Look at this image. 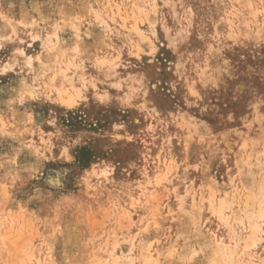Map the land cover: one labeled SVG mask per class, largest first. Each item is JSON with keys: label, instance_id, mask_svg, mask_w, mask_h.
<instances>
[{"label": "rangeland", "instance_id": "rangeland-1", "mask_svg": "<svg viewBox=\"0 0 264 264\" xmlns=\"http://www.w3.org/2000/svg\"><path fill=\"white\" fill-rule=\"evenodd\" d=\"M145 252L264 264V0H0V264Z\"/></svg>", "mask_w": 264, "mask_h": 264}, {"label": "bare ground", "instance_id": "bare-ground-1", "mask_svg": "<svg viewBox=\"0 0 264 264\" xmlns=\"http://www.w3.org/2000/svg\"><path fill=\"white\" fill-rule=\"evenodd\" d=\"M30 57V56H29ZM34 59V58H33ZM37 60V59H36ZM61 97V96H60ZM62 98V97H61ZM64 98V97H63ZM63 103L68 106V107H71L74 103V100L72 97H68L67 99L63 100ZM256 220V218H255ZM262 220V219H261ZM254 226V225H253ZM259 226V225H258ZM257 226V227H258ZM258 233V232H257ZM218 249V248H217ZM149 253L145 252L143 253V264H149ZM117 263V262H116Z\"/></svg>", "mask_w": 264, "mask_h": 264}]
</instances>
